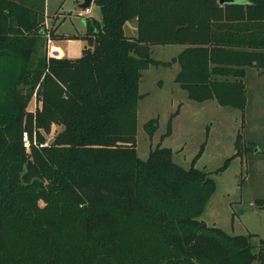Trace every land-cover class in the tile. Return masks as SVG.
<instances>
[{"label": "trees", "instance_id": "trees-1", "mask_svg": "<svg viewBox=\"0 0 264 264\" xmlns=\"http://www.w3.org/2000/svg\"><path fill=\"white\" fill-rule=\"evenodd\" d=\"M94 1L102 18L86 19L87 47L68 58L47 50L72 35L47 23L45 4L0 0V264H264V238L200 219L210 172L161 144L142 159L136 139L150 66L178 62L191 100L245 110L247 71H264V0ZM155 44L183 48L163 61Z\"/></svg>", "mask_w": 264, "mask_h": 264}, {"label": "rangeland", "instance_id": "rangeland-1", "mask_svg": "<svg viewBox=\"0 0 264 264\" xmlns=\"http://www.w3.org/2000/svg\"><path fill=\"white\" fill-rule=\"evenodd\" d=\"M32 1L45 4L47 15L52 16L60 10L57 24L62 23L58 33L75 34L51 39L48 52L64 53L71 58L81 57L88 44L83 37L87 31L82 16L101 20L99 5L94 1L86 12L76 0ZM136 26V20L128 21L126 35L136 34ZM182 47L180 44H155L152 45V55L168 61ZM179 70L177 62L169 66H150L143 73L139 86L142 97L137 109L138 155L147 159L151 149L161 144L173 149L174 161L183 167L190 168L194 164L210 172L216 181V191L209 198L200 219L231 234H255L253 241L258 244L259 239L264 238V206L256 203L257 199H264V95L260 102H256L255 92L257 89L264 91V77L259 80L255 68L249 71L248 104L242 110L222 106L216 99L198 102L184 98L187 97L186 91L175 81ZM174 89L182 95L174 99L184 100L183 104L172 103ZM35 107L34 100L30 108ZM177 109L179 112L174 117L172 132L163 136L172 113ZM153 118L157 120V129L151 137L145 124ZM56 128L54 126L53 130ZM239 133L241 154L222 169L226 160L237 152Z\"/></svg>", "mask_w": 264, "mask_h": 264}, {"label": "crops", "instance_id": "crops-1", "mask_svg": "<svg viewBox=\"0 0 264 264\" xmlns=\"http://www.w3.org/2000/svg\"><path fill=\"white\" fill-rule=\"evenodd\" d=\"M24 2H30V3H32L33 1L32 0H23ZM77 1V3H79V4H81L82 3V0H76ZM44 3H46V0H45V2ZM83 9V8H82ZM45 12H46V10H45ZM58 13H60V10H57L56 11V13H54V15H47V12H46V21H47V23L49 24V25H56V27H58V29H57V33H58V30H59V27H60V25H61V23H62V21L59 23V24H57L58 23V18H57V14ZM51 16V17H50ZM83 18H84V24H85V28H86V31H87V22H86V19H87V16H82ZM89 17V16H88ZM89 18H91V17H89ZM127 23V22H126ZM126 25V24H125ZM136 25H137V21H136ZM125 28V27H124ZM125 33H126V31H125ZM58 34H64V35H72V36H75V34H65V33H58ZM135 35H137V26H136V34H131V36H135ZM72 36H70V37H72ZM69 37V36H68ZM65 38V37H64ZM58 39H62V38H58ZM54 40V39H53ZM48 46V45H47ZM87 46H85V48H86ZM183 48V47H182ZM182 50V49H181ZM180 50V51H181ZM179 51V52H180ZM178 52V53H179ZM177 53V54H178ZM51 54V53H50ZM53 54V53H52ZM176 54V55H177ZM54 55H58V56H62V57H68V56H65L64 55V53H57V54H54ZM175 55V56H176ZM174 57V56H173ZM68 58H71V57H68ZM175 63H177V62H175ZM174 64V63H173ZM180 68H181V66H180ZM148 69V68H147ZM251 69H254V68H250V69H248V71H247V75H246V82H247V77L249 76V71L251 70ZM256 69V68H255ZM257 70V76H258V78H259V80L260 79H262L263 77H264V71H260V70H258V69H256ZM180 71V70H179ZM177 75V74H176ZM176 78V77H175ZM259 83H261V81H259ZM247 85H248V83H247ZM160 86H162V82H160ZM179 87L181 88V89H183L180 85H179ZM178 86H177V88H179ZM184 90V89H183ZM186 91V90H185ZM172 103H178V104H183L184 103V100H181V99H178V100H175L174 98H177L179 95H181V92L178 90V89H174L173 90V93H172ZM262 95H264V91H263V89H257V91L255 92V100H256V102H260L261 101V96ZM182 96V95H181ZM186 96L187 97H184V98H187V99H189V100H191L190 98H189V96H188V93H187V91H186ZM35 100V99H34ZM33 100V101H34ZM32 101V102H33ZM204 102H206V101H204ZM32 105V103L30 104V106Z\"/></svg>", "mask_w": 264, "mask_h": 264}, {"label": "water", "instance_id": "water-1", "mask_svg": "<svg viewBox=\"0 0 264 264\" xmlns=\"http://www.w3.org/2000/svg\"><path fill=\"white\" fill-rule=\"evenodd\" d=\"M220 1L223 3L225 1L231 2L233 0H220ZM93 2H94V0H82V3L80 4V7L83 8V9H89L91 7V5H92ZM130 55L136 57V55L134 53H132V52L130 53ZM53 139H54V137L48 136L47 137V142L50 143V142L53 141ZM26 172H27V167L25 169V172L22 174V177L24 176V174Z\"/></svg>", "mask_w": 264, "mask_h": 264}, {"label": "built area", "instance_id": "built-area-1", "mask_svg": "<svg viewBox=\"0 0 264 264\" xmlns=\"http://www.w3.org/2000/svg\"><path fill=\"white\" fill-rule=\"evenodd\" d=\"M89 10H90V9H86V12H89ZM50 42H51V38L48 39V43H50ZM35 105L37 106V102H36V100H35ZM35 108H36V107H35ZM23 140H24L25 145H26L27 147H29L30 144H31V141H30V138H29L28 133H26V132L24 133Z\"/></svg>", "mask_w": 264, "mask_h": 264}]
</instances>
